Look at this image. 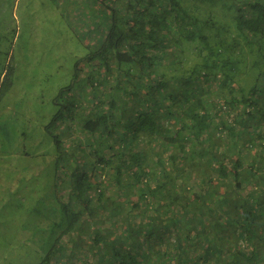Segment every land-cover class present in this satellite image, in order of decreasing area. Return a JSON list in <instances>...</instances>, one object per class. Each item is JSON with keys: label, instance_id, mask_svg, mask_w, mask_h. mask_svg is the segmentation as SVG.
Segmentation results:
<instances>
[{"label": "trees", "instance_id": "trees-1", "mask_svg": "<svg viewBox=\"0 0 264 264\" xmlns=\"http://www.w3.org/2000/svg\"><path fill=\"white\" fill-rule=\"evenodd\" d=\"M83 2L96 4L93 22L104 30L96 69L110 83L108 97L77 117L101 169L115 161L116 196L124 197L115 202L94 180L93 161L81 168V142L73 169L60 152L70 130L64 120L78 106L59 98L79 83L75 66L44 126L60 152L52 224L59 231L35 264L78 256L82 264H264V66L255 55L264 46V0ZM189 50L199 60L187 68ZM244 70L252 72L248 84ZM12 79L8 63L0 99ZM82 81L94 82L92 73Z\"/></svg>", "mask_w": 264, "mask_h": 264}, {"label": "rangeland", "instance_id": "rangeland-1", "mask_svg": "<svg viewBox=\"0 0 264 264\" xmlns=\"http://www.w3.org/2000/svg\"><path fill=\"white\" fill-rule=\"evenodd\" d=\"M94 4L88 6L83 0H0V70L8 63L13 66L12 84L0 99V264H35L59 231L52 224L58 186H55L56 158L61 150L69 156L73 169L80 149L77 144L81 142L84 151L81 168L89 167L93 161L99 173L94 180H103L102 186L115 202L124 197L116 196L115 161L101 169L100 162L88 153L90 147L84 146L90 137L78 121L85 105L98 97H108L103 94V88L110 83L103 82L102 71L96 69L104 56L94 46L96 42L100 45L99 36L104 30L101 23L93 22ZM96 13L98 18L100 10ZM255 55L262 68L264 46L258 47ZM182 58L187 68L199 60L194 50L187 51ZM162 62L169 64L167 58ZM75 66L80 72L79 83L59 100L56 95L71 82ZM166 70L173 72L172 66ZM89 73L94 82L85 85L82 77ZM251 73L244 70L239 75L245 78L243 84L250 83ZM64 99L73 100L78 108L72 120L63 119L65 124L69 122L70 130L61 133L58 152L44 126L57 108L55 103ZM125 103L130 104L131 99ZM55 129L56 126L52 128L54 132ZM83 231L90 229L84 227ZM74 235L80 239L76 231ZM64 240L72 246L67 234ZM74 247L78 256L81 246ZM77 258L71 264H82L81 257Z\"/></svg>", "mask_w": 264, "mask_h": 264}]
</instances>
